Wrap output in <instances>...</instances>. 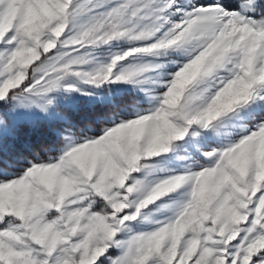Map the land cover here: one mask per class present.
I'll use <instances>...</instances> for the list:
<instances>
[{
    "label": "snow or ice",
    "instance_id": "snow-or-ice-1",
    "mask_svg": "<svg viewBox=\"0 0 264 264\" xmlns=\"http://www.w3.org/2000/svg\"><path fill=\"white\" fill-rule=\"evenodd\" d=\"M0 264H264V0H0Z\"/></svg>",
    "mask_w": 264,
    "mask_h": 264
}]
</instances>
